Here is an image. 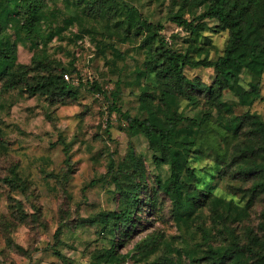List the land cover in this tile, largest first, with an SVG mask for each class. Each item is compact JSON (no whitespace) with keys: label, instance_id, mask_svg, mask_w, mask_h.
I'll list each match as a JSON object with an SVG mask.
<instances>
[{"label":"rangeland","instance_id":"obj_1","mask_svg":"<svg viewBox=\"0 0 264 264\" xmlns=\"http://www.w3.org/2000/svg\"><path fill=\"white\" fill-rule=\"evenodd\" d=\"M92 1L50 0L39 32L28 38L21 27L26 19L23 8L16 7V0H0V37L11 57L8 75H0V134L7 137V145L0 141V158L6 155L19 163L22 176L33 184L29 195L0 187V264H89L93 252L113 245L103 226L90 221L120 207L115 180L107 174L111 161L118 166L135 151L152 174L161 173L164 180L169 175L168 166L156 167L148 140L130 130L124 115H141L143 89L154 103L161 98V81L154 72H145L143 41L148 32L125 39L114 17L133 7L162 26L160 33L170 47L190 50L195 57L197 46L202 54L208 51L211 60L226 49L229 31H217L216 21L209 22L198 44L190 31L172 21L173 10L179 7L174 0H103L105 9L100 3L90 6ZM206 7L192 5L190 11L187 7L185 17L192 20ZM109 8H114L112 15ZM64 67L76 69L69 94L52 101L26 92L28 85ZM186 72L206 83L214 78L212 68ZM19 80L23 82L18 87H8ZM252 80L260 82L261 96L251 110L264 120V74L243 75L241 83L250 89ZM114 102L120 110L112 111ZM175 109L198 121L202 116L183 99ZM228 119L220 125L226 127L233 119V129L240 123L233 116ZM209 155L194 156L191 164L199 182L215 187L223 200L173 219L164 199L158 215L146 213L127 245L119 248L125 264H167L168 255L179 264H210L218 252L256 245L250 231L261 226L263 194L249 200L239 187L250 184L218 177L215 158ZM10 197H15L14 203L20 201L23 210L16 211ZM155 236L163 238L151 250L146 243Z\"/></svg>","mask_w":264,"mask_h":264},{"label":"trees","instance_id":"obj_2","mask_svg":"<svg viewBox=\"0 0 264 264\" xmlns=\"http://www.w3.org/2000/svg\"><path fill=\"white\" fill-rule=\"evenodd\" d=\"M49 1L16 0V7L23 8L26 19L21 27L28 38L39 32V23ZM187 2L174 0L179 7L177 11L173 10L171 19L190 31L196 43L209 29L210 21L217 22V31H229L224 54L217 59H209L208 51L202 54L201 46L194 48L198 51L197 57L192 56L190 50L185 53L175 51L168 45L166 37L161 35L162 26L149 22L133 7H128V11L114 17L119 20L116 24L123 30L125 39L136 38L144 30L148 32L143 41V46H147L145 72H154V77L161 81V98L158 103H154L149 99L148 91L143 89L139 98L141 115H124L130 130L148 140L155 153L156 167L160 169L162 165L168 166L169 175L166 174L164 180L161 173L152 174L143 158L135 151L131 152L127 162L118 166L111 161L107 174L115 180L120 207L101 212L90 221L94 225L103 226V231L111 236L113 245L93 252L89 264H125L119 248L127 245L146 213H152L153 217L158 215L164 199L170 210V218L173 219H180L186 210L193 213L197 207L215 204L222 199L214 192L215 187L203 186L199 182L196 169L191 164L194 156H204L210 152L209 156L215 158L218 166V177L235 179L241 185L250 184L245 189L241 186L239 188L249 195V200L260 194H263L264 199V120L251 110L261 96L260 82L249 81L250 89L241 83L243 75L261 78L264 74V0ZM99 3L100 9L106 8L103 0H94L90 6L96 8ZM199 4L206 5V10L192 20L187 19L186 8L190 11V6ZM113 12L114 8H109L108 13L112 15ZM8 50L0 37L2 76L8 75L11 65ZM189 68H212L213 81L206 83L199 77H190L186 72ZM75 72L76 69L57 68L52 75L44 76L34 85H28L26 92L32 95L41 93L56 101L58 95L71 92L70 84ZM65 74H69L71 80H66ZM22 82L19 80L8 87H18ZM227 95L232 97L227 99ZM180 99L199 108L202 113L200 121L175 109ZM113 105L112 111L120 110L115 102ZM232 116L236 121L240 120L238 126L232 129L233 119L226 127L220 125ZM0 141L7 145L6 136L4 139L0 134ZM234 142L236 145L231 149ZM1 186L13 191L28 192L29 195L33 184L22 176L19 163L4 155L0 158ZM10 198L13 201L11 206H15L16 211L23 210L20 201L14 203L17 201L15 197ZM260 219L262 223L259 230L252 228L250 231L254 242L257 240L256 245L218 252L210 264H264V210ZM156 237L146 243L151 250L163 238ZM166 258L167 264H179L170 255Z\"/></svg>","mask_w":264,"mask_h":264},{"label":"built area","instance_id":"obj_3","mask_svg":"<svg viewBox=\"0 0 264 264\" xmlns=\"http://www.w3.org/2000/svg\"><path fill=\"white\" fill-rule=\"evenodd\" d=\"M65 78H66L67 80H69V79H70V77H69V75H68V74H66V75H65Z\"/></svg>","mask_w":264,"mask_h":264}]
</instances>
